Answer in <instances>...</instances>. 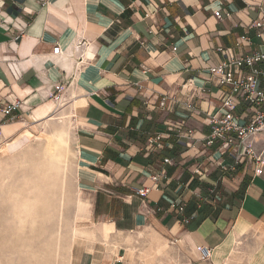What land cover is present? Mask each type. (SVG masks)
Masks as SVG:
<instances>
[{"label": "crops", "instance_id": "1", "mask_svg": "<svg viewBox=\"0 0 264 264\" xmlns=\"http://www.w3.org/2000/svg\"><path fill=\"white\" fill-rule=\"evenodd\" d=\"M262 12L264 0H0V109L20 101L0 142L72 124L70 264H264V166L206 143L230 92L207 69L219 48L263 43ZM231 114L245 124L253 109L236 99ZM247 143L264 155L263 134Z\"/></svg>", "mask_w": 264, "mask_h": 264}, {"label": "rangeland", "instance_id": "2", "mask_svg": "<svg viewBox=\"0 0 264 264\" xmlns=\"http://www.w3.org/2000/svg\"><path fill=\"white\" fill-rule=\"evenodd\" d=\"M61 130L67 140L53 157L45 151L47 135ZM24 145L0 152V264H70L80 200L73 183L72 124L48 121Z\"/></svg>", "mask_w": 264, "mask_h": 264}, {"label": "built area", "instance_id": "3", "mask_svg": "<svg viewBox=\"0 0 264 264\" xmlns=\"http://www.w3.org/2000/svg\"><path fill=\"white\" fill-rule=\"evenodd\" d=\"M214 15L220 18V11H215ZM251 27L264 30V12L259 19L252 22ZM261 33L258 31L257 36L260 37ZM241 39L247 38L242 36ZM247 40L249 41V39ZM59 50V47L55 46L52 53L58 54ZM218 50L224 55V59L209 67L207 73L215 79L218 86L229 87L230 92L221 104V109H224L222 114L211 115L208 120L211 132L206 143L218 142L221 153H225L231 147L234 152L245 155L260 166H264V155L257 154L247 143V140L252 136L264 135V71L258 67L264 63V41L250 54L236 55L230 49L219 48ZM63 89L64 86L59 85L53 95L57 102L61 101ZM236 99L253 109V115L245 124H240L231 114ZM19 106L20 101L15 99L0 109V136L1 125L12 119L11 112ZM195 172L197 171L195 170ZM179 210H182V207H179ZM193 218L194 216L184 218L182 223L187 224ZM210 255L211 250L208 247H200V256L203 260L208 259Z\"/></svg>", "mask_w": 264, "mask_h": 264}, {"label": "bare ground", "instance_id": "4", "mask_svg": "<svg viewBox=\"0 0 264 264\" xmlns=\"http://www.w3.org/2000/svg\"><path fill=\"white\" fill-rule=\"evenodd\" d=\"M68 117H69V115H68ZM57 118H61V116L57 117ZM68 121H69V119L67 118V122ZM67 125H68V123H67ZM66 135H67L66 134V130H61V131H57L56 133H54L53 139L50 142L48 140V144L45 146L46 148L44 147L45 151H47L50 155H52L54 157L55 156V149H57V147L63 146L65 144V142L67 140ZM30 138H31V136L29 135V136H25V137L19 139L18 141H13V142H10V143L6 142V144H4L2 146V148L0 149V152L1 153H4V152L7 153V152L14 151V150L18 149L19 147H21L22 145H24L25 143H27L28 140H30ZM24 146H26V145H24ZM16 153H17V151H16ZM57 154H59V153H57ZM8 156H10V155H8ZM45 156H47V153L45 154ZM59 156H58V158H59ZM49 158H51V156ZM58 160H60V158ZM56 161H57V159H56ZM61 176H62V174H61ZM62 191H63V189H62ZM60 204H61V201H60Z\"/></svg>", "mask_w": 264, "mask_h": 264}]
</instances>
